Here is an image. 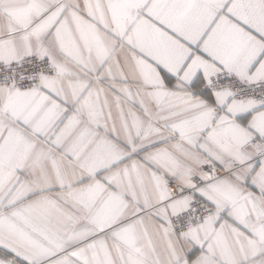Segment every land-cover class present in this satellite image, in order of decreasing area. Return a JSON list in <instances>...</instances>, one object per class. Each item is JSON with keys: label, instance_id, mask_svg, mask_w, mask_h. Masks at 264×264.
Listing matches in <instances>:
<instances>
[{"label": "snow or ice", "instance_id": "obj_1", "mask_svg": "<svg viewBox=\"0 0 264 264\" xmlns=\"http://www.w3.org/2000/svg\"><path fill=\"white\" fill-rule=\"evenodd\" d=\"M0 264H264V0H0Z\"/></svg>", "mask_w": 264, "mask_h": 264}]
</instances>
